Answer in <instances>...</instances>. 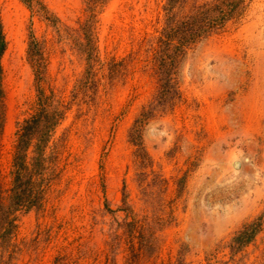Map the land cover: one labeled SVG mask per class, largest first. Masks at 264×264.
<instances>
[{"label":"rangeland","instance_id":"rangeland-1","mask_svg":"<svg viewBox=\"0 0 264 264\" xmlns=\"http://www.w3.org/2000/svg\"><path fill=\"white\" fill-rule=\"evenodd\" d=\"M0 0L4 120L0 184L16 131L54 95L41 205L16 213L0 264H264V0H241L176 71L157 103L166 0ZM218 0H186L192 6ZM263 215L253 240L230 238Z\"/></svg>","mask_w":264,"mask_h":264},{"label":"trees","instance_id":"trees-1","mask_svg":"<svg viewBox=\"0 0 264 264\" xmlns=\"http://www.w3.org/2000/svg\"><path fill=\"white\" fill-rule=\"evenodd\" d=\"M91 1V0H90ZM89 1V2H90ZM241 0H218L192 6L184 13L186 0H166L165 21L157 43L154 57L159 91L156 105L142 113L130 130L131 141L144 152L141 132L155 107H163L179 96L176 69L186 51L198 41L217 32L237 12ZM5 41L0 23V57ZM0 64V134L4 120V92L1 86ZM37 111L24 120L16 131V143L12 161V183L7 194L0 184V253L11 245L16 229V213L41 205L51 170V155L46 148L52 132L63 117V105L54 95H39ZM263 215L245 222L230 238L232 253L238 252L251 242L262 226Z\"/></svg>","mask_w":264,"mask_h":264}]
</instances>
